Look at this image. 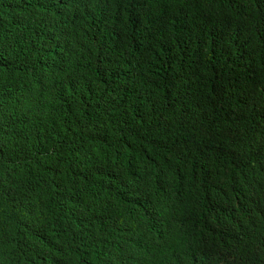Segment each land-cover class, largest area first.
<instances>
[{
	"label": "trees",
	"instance_id": "obj_1",
	"mask_svg": "<svg viewBox=\"0 0 264 264\" xmlns=\"http://www.w3.org/2000/svg\"><path fill=\"white\" fill-rule=\"evenodd\" d=\"M0 264H264V0H0Z\"/></svg>",
	"mask_w": 264,
	"mask_h": 264
}]
</instances>
